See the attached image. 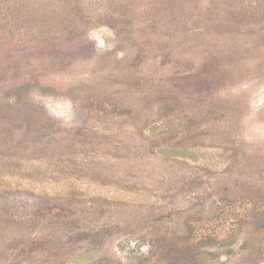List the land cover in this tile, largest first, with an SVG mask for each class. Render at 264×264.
Masks as SVG:
<instances>
[{
	"label": "rangeland",
	"instance_id": "rangeland-1",
	"mask_svg": "<svg viewBox=\"0 0 264 264\" xmlns=\"http://www.w3.org/2000/svg\"><path fill=\"white\" fill-rule=\"evenodd\" d=\"M264 264V0H0V264Z\"/></svg>",
	"mask_w": 264,
	"mask_h": 264
},
{
	"label": "trees",
	"instance_id": "trees-1",
	"mask_svg": "<svg viewBox=\"0 0 264 264\" xmlns=\"http://www.w3.org/2000/svg\"><path fill=\"white\" fill-rule=\"evenodd\" d=\"M173 264H180L179 262H175V263H173Z\"/></svg>",
	"mask_w": 264,
	"mask_h": 264
}]
</instances>
